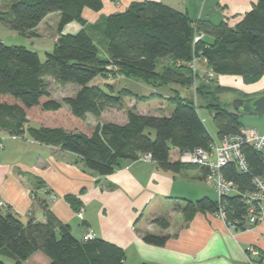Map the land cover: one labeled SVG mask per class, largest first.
<instances>
[{
    "label": "trees",
    "instance_id": "16d2710c",
    "mask_svg": "<svg viewBox=\"0 0 264 264\" xmlns=\"http://www.w3.org/2000/svg\"><path fill=\"white\" fill-rule=\"evenodd\" d=\"M85 8L98 12L103 1L13 0L8 10H0V25L27 36L33 35L49 14L59 13L58 38L45 61L35 49L0 41V131L12 136L28 134L40 143L73 152L85 170L101 176L149 154L159 169L180 173L200 167L207 180L208 167L181 162L179 157L200 147L210 150L217 139L238 136L246 127L242 116L231 109V103L223 100L224 95L237 92L219 85L214 75H238L248 82L261 77L264 0H258L235 26L194 21L188 13L156 0L133 2L126 10L103 16L93 25L87 24L83 16ZM73 21L79 22L82 29L64 33L65 26ZM199 33L203 36L195 41ZM198 58L206 61L212 77L201 76L197 67H191L190 63ZM108 70L154 89L173 84L195 87L202 104L171 88L174 107L167 115L128 109V119L123 124L98 121L91 125L88 114L100 118L107 108L123 104L119 93L93 83ZM48 76L79 89L74 96L58 100L48 88ZM202 80L201 85L216 82L221 95H203L198 84ZM202 106L213 114L217 139L201 118ZM174 152L176 159L172 157ZM241 152L246 170L234 158L220 172L244 193L255 188L254 177L264 179V159L249 143L241 146ZM67 200L74 209L81 208L77 197L67 196ZM221 207L229 222H236L238 228H249L244 219L247 205L237 193L216 200L204 196L189 201L183 212L190 219L197 211L218 213ZM45 211V221H23L16 213L0 208V264H9L6 259L23 264L38 251L49 258L48 264H125L126 252L121 246L101 237L77 238L70 224L48 207ZM153 221L162 228L169 225L168 217ZM167 239V235L153 233L143 236L146 243L159 246ZM258 260L257 264L263 261Z\"/></svg>",
    "mask_w": 264,
    "mask_h": 264
},
{
    "label": "crops",
    "instance_id": "0c3cea01",
    "mask_svg": "<svg viewBox=\"0 0 264 264\" xmlns=\"http://www.w3.org/2000/svg\"><path fill=\"white\" fill-rule=\"evenodd\" d=\"M12 1L0 0V10H8ZM102 1L103 8L98 12L84 9L87 24H97L101 17L124 11L133 2L144 0ZM156 1L188 13L194 21L235 26L258 0ZM53 15L59 20L58 12L51 13L37 29ZM82 27L79 22L73 21L65 26L63 32L76 33ZM195 63L201 76L211 72L205 60L198 58ZM249 87L252 93L264 91V72ZM171 88L178 89L183 97L202 102L195 94V87L173 84L151 88L150 92L161 96V99L154 97V101L158 100L155 102L157 106L138 112L169 114L174 105L170 99L173 96ZM167 90L170 94L165 92ZM164 98L172 105L169 106ZM201 118L205 122L202 115ZM127 119L126 111L119 120L106 121L123 124ZM258 123L264 125V120ZM0 140L3 143L0 148V200L5 202L4 206H0L1 210H10L23 221H45V208L48 207L62 221L70 224L77 238L91 231L93 236L121 246L126 252L125 264H251L247 256L248 248H264V221L242 229L230 226L217 213L208 211H197L192 218H187L183 212L187 202L204 196L214 200L219 197L218 190L205 180L200 167L173 173L159 169L152 160L140 158L124 162L112 174L101 176L85 170L75 153L40 143L28 134L12 136L0 131ZM220 142L221 139H217L216 143ZM174 153L172 157L178 158ZM207 185L215 188L214 194ZM49 195L55 198L51 199ZM67 196L77 197L82 203L81 208L74 209ZM82 209L80 216L77 215ZM159 217H168L167 228L153 221ZM147 233L167 235L168 239L162 246L148 244L143 240ZM6 262L14 263L12 259H6ZM48 262L49 258L38 251L23 264Z\"/></svg>",
    "mask_w": 264,
    "mask_h": 264
},
{
    "label": "rangeland",
    "instance_id": "374dc122",
    "mask_svg": "<svg viewBox=\"0 0 264 264\" xmlns=\"http://www.w3.org/2000/svg\"><path fill=\"white\" fill-rule=\"evenodd\" d=\"M58 24L59 20H56L55 15H53L51 18L47 19L43 25H41L38 29L34 31L33 35L35 36L23 35L16 30L0 26V41H2L6 45H25L29 48L35 49L39 52L41 59L45 61L47 58L46 53L53 50L55 41L58 38ZM207 74L205 73L204 75ZM214 79L218 82L219 80H221V86L227 87L237 92L233 94L228 93L223 97L224 101H228L231 103V109H233L232 101L234 97H237L238 95H240V97H244L264 93V91L252 93L249 90L251 88H248V86H250V84H253L254 82H248L242 76L239 77L238 75H214ZM46 80L48 82V88L50 89L52 95L56 99L61 101L65 100L67 97L74 96V94L79 89V87L75 84H62L59 81L55 80L52 76L46 77ZM93 83L102 86L107 91L119 93L122 97L123 104L120 107L107 108L102 113L100 118H97L92 114H88L87 119L91 125H95L98 121H106L110 119L119 120L120 116L126 114V111L128 109H133L138 112V110H144L145 108H150V106H152L151 108H154L155 106H157V103H155L158 102L157 99H161V96L156 95L154 92H150L154 89L152 86L134 78L119 76L113 70H108V72L99 75L93 81ZM200 83H204V80L198 82V84ZM242 86H247V88H244ZM201 90L203 91V95H207L209 98L214 94L219 96L221 95V93L218 92V86L216 82L211 84L209 83V85L208 83L207 85H201ZM165 92L167 94H170L169 90ZM154 97H157L155 101ZM163 100L167 102L169 106L172 105L168 99L164 98ZM199 112L203 116L206 122V126L209 129L211 135L214 138H217V126L215 124L213 114L210 109L208 107L202 106L199 107ZM263 120V116L244 115L241 117V121L246 127L256 128L260 132L264 131V125H260L258 122ZM140 158L145 159L144 155H142ZM207 186H209V189L211 190L212 194H214L213 192L215 191V188L210 185ZM49 197L51 199L55 198L54 195H49ZM82 212L83 209L77 212V215L80 216ZM258 259L259 258L255 259L257 263Z\"/></svg>",
    "mask_w": 264,
    "mask_h": 264
},
{
    "label": "built area",
    "instance_id": "2783aa9c",
    "mask_svg": "<svg viewBox=\"0 0 264 264\" xmlns=\"http://www.w3.org/2000/svg\"><path fill=\"white\" fill-rule=\"evenodd\" d=\"M202 36V33L197 34L195 41H199ZM190 65L196 69L195 60ZM208 75L210 77L213 76L212 72H209ZM245 143L252 144L264 159V132H260L251 127L243 128L241 134L238 136L225 137L219 144L215 143L212 145L210 150L201 147L196 148L192 152H185L180 155L179 159L184 163H193L208 167L209 174L207 175V182L216 187L219 199L227 194L237 193L242 195V199L248 208L244 219L249 225V228H251L264 221V179L258 176L254 177L253 184L255 188L252 191L240 193L237 184L231 180H227L220 172V168L234 158L239 160L241 169L246 170L247 164L241 152V146ZM0 147H2L1 142ZM144 158L151 160L149 154L144 155ZM4 205L5 202L0 200V206ZM217 214L225 219L230 226L236 227V222H229L227 220L222 207L219 208ZM83 237L84 239H88L93 237V234L90 231L84 234ZM247 256L251 264H257L254 258H262L264 261V248L251 246L247 250Z\"/></svg>",
    "mask_w": 264,
    "mask_h": 264
},
{
    "label": "water",
    "instance_id": "95a60500",
    "mask_svg": "<svg viewBox=\"0 0 264 264\" xmlns=\"http://www.w3.org/2000/svg\"><path fill=\"white\" fill-rule=\"evenodd\" d=\"M232 107L233 111L240 116L264 117V93L250 97H234Z\"/></svg>",
    "mask_w": 264,
    "mask_h": 264
}]
</instances>
